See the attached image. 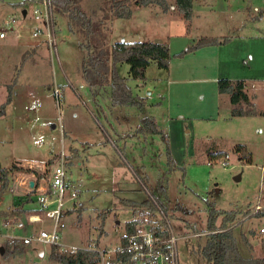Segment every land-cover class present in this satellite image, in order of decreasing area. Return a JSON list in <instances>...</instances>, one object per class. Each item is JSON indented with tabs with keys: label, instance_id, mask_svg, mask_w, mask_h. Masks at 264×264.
Segmentation results:
<instances>
[{
	"label": "rangeland",
	"instance_id": "rangeland-1",
	"mask_svg": "<svg viewBox=\"0 0 264 264\" xmlns=\"http://www.w3.org/2000/svg\"><path fill=\"white\" fill-rule=\"evenodd\" d=\"M78 1L89 32L72 30L67 17L55 16L57 51L51 53L43 38L32 37L41 25L32 16L42 9L39 0H0V33L7 35L0 38V109L14 85L12 104L0 117V164L37 171L18 172L10 190H0V264H61L50 257V244L25 247L23 238L54 224L37 191L30 202L28 182L50 187L63 163V209L77 208L61 219L66 247H109L135 217L126 201L139 210L150 202L158 206L152 217L170 223L179 237L180 263L208 264L201 248L214 204L240 212L232 230L241 256L263 258L264 216H256L255 207L260 200L264 209V0H194L190 26L175 0H168V13L134 0ZM117 1L131 4L130 18L113 17ZM202 37L231 42L176 56ZM122 41L167 45L169 69L152 62L145 79H134L128 63L114 62L113 47ZM102 51L107 69L90 83L84 62ZM220 79L245 80L257 113L233 117L229 94L218 90ZM238 144L252 154V164L233 152ZM214 151L229 155L211 161ZM20 205L39 211L42 220L30 224L29 214L15 221L10 213ZM16 239L24 251L8 255L5 245Z\"/></svg>",
	"mask_w": 264,
	"mask_h": 264
},
{
	"label": "trees",
	"instance_id": "trees-1",
	"mask_svg": "<svg viewBox=\"0 0 264 264\" xmlns=\"http://www.w3.org/2000/svg\"><path fill=\"white\" fill-rule=\"evenodd\" d=\"M129 1V0H128ZM131 1V0H130ZM54 15L58 18L60 16L67 17L69 20L70 28L77 30L81 27L83 32H89L87 28L91 27L90 19L87 13L82 9L78 0H49ZM134 5L138 7L157 6L164 13H168L171 10V5L168 0H134ZM175 9L183 15L185 20L190 26L194 13V0H175ZM113 17L115 18H130L133 14L130 3H124L123 1H117L112 5ZM231 42L229 38L218 39L212 37H202L196 43L189 46L186 50L176 54L177 57H184L189 53H194L203 47L221 46ZM104 51L99 53L97 57H90L84 62L83 75L85 80L90 83H94L97 79L103 76L107 69V62L105 58H102ZM113 57L115 64L128 63L130 65V74L134 79H145V73L147 68L152 62H155L161 69H169L170 51L167 45L155 42H118L113 47ZM13 87L10 85L7 101L2 105L0 109V117L4 116L7 109L11 106L13 100ZM218 90L221 94H229L232 104V116H248L255 114L252 107V101L247 91V84L245 80H230L220 79L218 81ZM257 113V112H256ZM233 152L239 156V159L244 164H252V154L248 151L247 147L243 144H238L234 147ZM229 155L226 151H214L211 152L210 160H218L225 158ZM170 159L172 155L170 153ZM18 172L34 173L37 171L24 169L19 164L7 168L0 164V190L6 192L10 190L11 178ZM38 182V181H37ZM36 189H33L32 196L35 195ZM152 202V201H151ZM126 204L131 205L135 217L133 222L129 224L128 230L130 232L135 231L134 225L146 222L153 229L159 230L164 236H168L169 232L166 225H160V221L155 220L152 215L158 210V206L152 203H147L142 206L143 209L139 210L138 207L132 201H126ZM157 207V208H156ZM77 208L68 209L63 212V217L71 215ZM39 211L26 208V205H20L15 207L11 211V215L15 221L25 217L29 214H37ZM155 214V213H154ZM248 214V213H247ZM245 214V216L247 215ZM149 216L144 217L137 216ZM240 212L237 210L225 211L219 210L214 204L209 205V219H208V235L207 241L204 247L201 248V253L208 264H264V257L261 259L244 258L239 252L237 245V239L233 234V224L238 222L237 219ZM256 216L263 217L264 213L256 212ZM103 216V215H100ZM5 220L9 224V218L4 216ZM144 219V220H142ZM218 220L220 222L217 224ZM163 224V223H161ZM103 229V227H102ZM26 230V229H25ZM256 234L255 231L252 232ZM260 235H263L259 232ZM25 247L27 246L24 242ZM19 239L9 241L8 245H5V249L9 254L16 255V253H22L24 251V245ZM92 248V249H91ZM99 246L97 244L91 245L90 249H78L76 252H64L58 245H51L50 257L52 260L61 264H95L99 259V252L97 251ZM264 249V241H263ZM7 255V253H5ZM7 255V256H8Z\"/></svg>",
	"mask_w": 264,
	"mask_h": 264
},
{
	"label": "built area",
	"instance_id": "built-area-1",
	"mask_svg": "<svg viewBox=\"0 0 264 264\" xmlns=\"http://www.w3.org/2000/svg\"><path fill=\"white\" fill-rule=\"evenodd\" d=\"M39 3L42 5V9H35L32 16L41 25L34 30L32 37L43 38V41L50 48L51 53H54L57 51L55 15L49 0H39ZM12 23H14V20L10 19L8 24ZM17 35L19 37L20 33H17ZM6 37L7 35L4 32L0 33L1 39H5ZM39 106V103H34L32 108L37 110ZM224 163L226 164V162ZM59 165L53 171L50 187L46 188L43 185H39L34 180H30L27 185L29 190L33 191V189H36L38 192L37 200L45 216L50 220H54L52 230H41L37 234L32 232L30 236L23 238V242L26 245H30L33 242L58 245L62 251L74 253L78 248L66 247L60 243V230L65 228V224L61 222V219L65 211L63 209L65 203L63 193L66 186L64 163ZM32 182L34 183L33 187L31 186ZM57 192H59V197L54 198ZM77 196L78 194L74 192L70 199H76ZM52 205H56V207L50 208ZM255 210L256 212L264 211L260 200ZM28 220L30 224H35L42 219L38 214H32ZM132 222L133 219L127 221L124 228H119L117 239L109 247L97 249L100 259L95 264H181L178 254L179 237L173 232L170 223L166 225L169 235L164 236L159 230L153 229L144 221L134 225L135 231L130 232L128 226ZM160 225L163 224H158V226ZM16 227L23 228L24 225L20 224ZM259 232L264 235V227ZM201 235L195 234L196 237ZM87 249H90V247Z\"/></svg>",
	"mask_w": 264,
	"mask_h": 264
},
{
	"label": "water",
	"instance_id": "water-1",
	"mask_svg": "<svg viewBox=\"0 0 264 264\" xmlns=\"http://www.w3.org/2000/svg\"><path fill=\"white\" fill-rule=\"evenodd\" d=\"M24 15H26V11H24ZM53 127H55V125H53ZM34 183L32 182L31 186L33 187ZM40 253L43 255L44 251H40Z\"/></svg>",
	"mask_w": 264,
	"mask_h": 264
},
{
	"label": "crops",
	"instance_id": "crops-1",
	"mask_svg": "<svg viewBox=\"0 0 264 264\" xmlns=\"http://www.w3.org/2000/svg\"><path fill=\"white\" fill-rule=\"evenodd\" d=\"M231 79H233V78H231ZM218 81H219V80H218ZM229 97H230V96H229ZM250 98H251V97H250ZM26 230H27V229H26ZM38 250H39V252H40V251H44V250H42V249H38Z\"/></svg>",
	"mask_w": 264,
	"mask_h": 264
}]
</instances>
